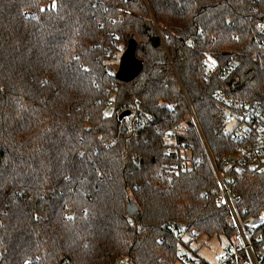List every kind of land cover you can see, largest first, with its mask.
I'll return each mask as SVG.
<instances>
[{"label": "trees", "instance_id": "trees-1", "mask_svg": "<svg viewBox=\"0 0 264 264\" xmlns=\"http://www.w3.org/2000/svg\"><path fill=\"white\" fill-rule=\"evenodd\" d=\"M208 57L235 65L207 79ZM227 95L264 110V0H0V264H176L188 222L233 243L214 187L264 215V166L226 161Z\"/></svg>", "mask_w": 264, "mask_h": 264}, {"label": "built area", "instance_id": "built-area-1", "mask_svg": "<svg viewBox=\"0 0 264 264\" xmlns=\"http://www.w3.org/2000/svg\"><path fill=\"white\" fill-rule=\"evenodd\" d=\"M117 57V56H115ZM235 65V57L220 65L214 61H206L207 79H210L213 74L222 76L226 71ZM222 101L229 107L231 114L229 115V123L235 120L232 128L227 129L231 133V137L236 141V149L228 153L225 157L228 164L238 169L245 163L253 165L262 164L264 166V110L260 107L250 104L249 100L243 97L232 95L221 96ZM107 106L112 105V100H108ZM139 117L135 116V121L138 122ZM229 126V125H228ZM178 129V127H176ZM174 135L173 132L166 134V138L171 141ZM171 146L169 147V149ZM188 161L183 163H174L172 169L177 170L181 166L185 167ZM214 200L217 205L224 203L230 206L232 217L237 226L238 233L235 241L232 243L225 253H223L216 264H259L258 256L253 251V241L251 234L253 229L261 224H264V215L256 216L245 221L241 220L234 204V198L230 188L226 185L223 179H219V184L214 187ZM231 201V203L229 202ZM185 227L191 237L196 235V230L191 228V223H186ZM260 236L256 237L259 239ZM182 260L188 259L186 254L181 256ZM192 260V259H191ZM190 260L194 263L195 260ZM117 260L114 259L113 264ZM199 264H210L200 262Z\"/></svg>", "mask_w": 264, "mask_h": 264}, {"label": "rangeland", "instance_id": "rangeland-1", "mask_svg": "<svg viewBox=\"0 0 264 264\" xmlns=\"http://www.w3.org/2000/svg\"><path fill=\"white\" fill-rule=\"evenodd\" d=\"M127 46L128 44H120L117 53L111 57L110 60L114 63L113 69H118L119 61L126 53ZM210 60L212 61L213 59L208 57L207 61ZM234 124L235 120L230 122L228 127L232 128ZM180 237L181 243L179 253L180 255L186 254L188 259H180L176 264H199L200 262L216 264L218 263L221 255L225 253L230 246H232V241L223 235H215L212 237L201 236L195 239L191 237L187 231L183 230ZM191 259H194L195 262L190 263ZM116 264H126V259H117Z\"/></svg>", "mask_w": 264, "mask_h": 264}, {"label": "water", "instance_id": "water-1", "mask_svg": "<svg viewBox=\"0 0 264 264\" xmlns=\"http://www.w3.org/2000/svg\"><path fill=\"white\" fill-rule=\"evenodd\" d=\"M136 41L130 39L128 41L127 51L119 61L118 69L116 70V77L123 81H130L134 79L142 70L143 63L136 56L135 48ZM131 114L130 109H125L120 113V118L129 116ZM231 203V201L229 200ZM131 212L134 211L133 206H130Z\"/></svg>", "mask_w": 264, "mask_h": 264}]
</instances>
